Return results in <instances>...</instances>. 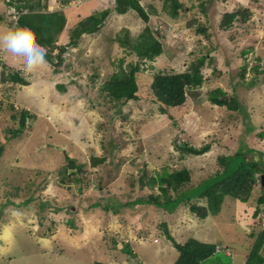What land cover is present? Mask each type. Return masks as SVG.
I'll list each match as a JSON object with an SVG mask.
<instances>
[{"label": "rangeland", "instance_id": "1", "mask_svg": "<svg viewBox=\"0 0 264 264\" xmlns=\"http://www.w3.org/2000/svg\"><path fill=\"white\" fill-rule=\"evenodd\" d=\"M8 1L0 0V47L14 39L36 44L26 35L15 34L17 14ZM66 1L44 2L49 11L66 15L67 25L56 47L69 43L71 31L81 21L105 10L110 16L98 32L84 35L78 47L63 55L59 68L46 63L23 73L31 87L12 83L8 87L0 75V146H4L0 264H176V244L190 239L219 247L203 264H246L264 231L260 182L249 201L227 197L220 214L206 220L195 217L189 206L180 205L170 213L165 207L140 202L160 194L158 187L146 183L163 169L170 174L189 170L191 182L185 189H194L187 194L193 195L224 171L222 158L236 155L243 145L250 150L248 160H264V77L254 69L259 65L264 71V0H179L184 9L178 19L163 10L165 0H140L151 17L148 25L134 11L118 15L112 0H83L72 6V0ZM243 10L250 11L248 22L240 16L230 28L221 26L226 13ZM193 18V26H188ZM201 25L209 29L207 36L197 35ZM147 26L163 44L164 53L140 66L138 99L118 106L102 87L120 67L138 63L131 45ZM125 41L129 44L123 45ZM204 57V87L189 94L185 107L163 113L150 89L154 75L187 72ZM244 67L246 77L236 95L243 99L249 91L254 125L250 132L249 119L239 111L208 100L213 89L232 93V80ZM42 74L44 87L37 83ZM256 78L257 83H252ZM21 111L34 118L14 138ZM186 144L195 149L209 146L210 151L193 156L183 148ZM66 157L84 171L75 175V169H70L62 182ZM104 157V164L92 166L93 158ZM197 204L205 206L206 199ZM107 205L110 209L105 211ZM258 208L260 214L255 216ZM126 246L134 256L125 254Z\"/></svg>", "mask_w": 264, "mask_h": 264}, {"label": "trees", "instance_id": "2", "mask_svg": "<svg viewBox=\"0 0 264 264\" xmlns=\"http://www.w3.org/2000/svg\"><path fill=\"white\" fill-rule=\"evenodd\" d=\"M112 1L114 3V11H116L118 15H126L128 12L134 11L146 25L149 24L151 20L150 14L141 5L140 0ZM44 2L48 3L50 0L18 1L16 4V9L20 14L18 31L21 37L26 35L28 38H32L33 42L45 50L47 63L54 66V68H59L64 63L63 55L70 48L78 47L80 40L84 35L98 32L100 27L110 16V11L105 10L99 15L96 13L86 20L81 21L77 27L71 31L69 43L64 46L56 47L58 38L64 32L67 25L66 15L61 12L49 11ZM65 2L67 3L66 0H63V3ZM9 5H14V0H12ZM205 7L206 4L204 8ZM183 9L184 4L179 0H165L163 10L170 15L172 19H178L180 13L183 12ZM152 13L154 15L157 14L155 8H152ZM240 16L242 17L243 22H248L251 14L249 10L226 13L222 19L221 26L223 28H230L234 21ZM195 21L196 19L193 18L189 21L190 23L188 26H193ZM208 32L209 29L203 25L196 29L197 35L200 36H207ZM127 44H129L128 41L123 43V45ZM56 50H58V55L54 54ZM131 51L139 57L138 63L132 64L128 69L120 67V71L115 73L102 87L103 92L107 94L109 100L118 106L138 99L137 93L139 85L137 82V75L141 71L140 66L144 62H154L156 58L164 53L163 44L155 37L149 26L146 27L143 34L139 37L138 42L131 45ZM206 61L207 57L202 58L184 73L170 74L161 72L154 75L150 89L155 101L161 104V110L163 113H166L168 109L185 107L190 96L189 94L204 87L206 79L202 74V69L204 68ZM3 68L4 72L2 78L5 83L8 82V87L9 83L22 86L29 85L21 76L22 73L18 71L11 72L12 70L7 71L5 67ZM254 69L256 72L260 73V78L264 77V71L261 70L259 65ZM243 70L244 71L237 78L232 80L234 84L232 93H228V91L222 88L213 89L208 91V100L213 105L220 108H228L233 112L239 111L242 116L249 119L250 122L248 121L247 125L250 132L253 130L254 125L251 123L253 113L251 107L253 108V106L247 99L249 91L246 92L245 98L243 99H240L238 95H236L238 86L242 84V79L246 77V67H244ZM257 81L258 78L253 79L252 83H257ZM58 88L63 90L64 87L59 85ZM32 118L34 117L30 115L29 111H21L19 115V128L12 131V137H19L27 128L28 121ZM261 136L263 137L264 135L261 134ZM183 148L193 156H203L210 151L209 146L202 149H195L186 144L183 145ZM249 151L250 150H246L245 145H243L236 155L229 158H222L223 165L225 166L224 171L221 174H217L215 177L210 178V180H207L208 185L203 189L199 188V191L193 195L187 194L194 191V189H185V185L191 182V173L189 170L184 169L181 171H174L170 174L167 169H163L162 173H155L154 178H150L146 183L147 186L151 188L158 187L160 194H152L149 196L147 203L145 201H141L140 203L154 205L159 208L165 207L167 210H172L170 213H173V209L180 207V205L189 206L190 212L202 220L207 219L211 215H219L227 197L246 203L249 201L255 187L259 182L261 183V175L264 173V160L259 162L248 160L247 152ZM3 153L4 146H0V158ZM66 161L68 162V165L61 170V172L64 173L62 182L66 175H69L68 171L70 169H75V175L83 173L84 171L83 166L76 164L74 159L66 157ZM105 162V157L93 158L92 166L97 167ZM259 175L260 178L257 177ZM78 181H80L79 178ZM172 194H174L175 197H173ZM196 199L198 200L196 201ZM200 199H206L205 206L197 204ZM30 201L31 200L25 201V203L29 204ZM262 204H264V195L261 196L260 199V205ZM103 209L106 211L109 210L110 207L107 205L103 207ZM259 214L260 209L258 208L255 216H258ZM70 225L73 226V222ZM162 227L165 230V234L172 239L168 225L163 224ZM263 246L264 231H262L256 238L246 264H264V256L262 255ZM176 248L179 252V258L176 264H203V262L214 257L219 250V247L216 244L204 243L197 239H190L182 245L176 244ZM124 252L130 256L135 255L128 246H126ZM95 264L106 263L97 262Z\"/></svg>", "mask_w": 264, "mask_h": 264}, {"label": "clouds", "instance_id": "3", "mask_svg": "<svg viewBox=\"0 0 264 264\" xmlns=\"http://www.w3.org/2000/svg\"><path fill=\"white\" fill-rule=\"evenodd\" d=\"M73 1H77V0H72L69 3L71 6H72ZM11 2H12V0L8 1V6L10 7V9H13L14 14H17V20H16L17 29L15 31V34L18 37H20V35L18 34L19 33V31H18L19 30L18 29V20H19L20 14H19L18 10L16 9L17 3L15 4V2H14V5L10 6L11 4L9 5V3H11ZM24 12H27V11H24ZM51 12H54V11H51ZM46 63H47V61H46L45 50L41 46L30 43L27 40H23V39L10 40L8 43H6L2 47H0V65H2L3 67H5L3 64L7 65L9 68H11L12 72L18 71L22 74L23 73H32L37 68L43 66ZM13 85H12V87H13ZM261 184H262V179H261ZM195 217H197V216L195 215ZM227 254H229V252H227Z\"/></svg>", "mask_w": 264, "mask_h": 264}, {"label": "crops", "instance_id": "4", "mask_svg": "<svg viewBox=\"0 0 264 264\" xmlns=\"http://www.w3.org/2000/svg\"><path fill=\"white\" fill-rule=\"evenodd\" d=\"M63 38H64V36H63ZM32 75V74H31ZM41 77H43V74H42V76ZM45 79H44V77L39 81L38 80V85H41V86H45V82H43ZM42 81V82H41ZM36 84V83H35ZM32 85H33V83H32ZM26 87H31V85H29V86H23V88H26ZM227 255H230V253L229 254H227Z\"/></svg>", "mask_w": 264, "mask_h": 264}, {"label": "built area", "instance_id": "5", "mask_svg": "<svg viewBox=\"0 0 264 264\" xmlns=\"http://www.w3.org/2000/svg\"><path fill=\"white\" fill-rule=\"evenodd\" d=\"M82 1H83V0L73 1V2H72V5H75V4H78V5H79V4L82 3ZM0 68H2V65H0ZM0 72H1V70H0ZM0 78H1V76H0Z\"/></svg>", "mask_w": 264, "mask_h": 264}, {"label": "bare ground", "instance_id": "6", "mask_svg": "<svg viewBox=\"0 0 264 264\" xmlns=\"http://www.w3.org/2000/svg\"><path fill=\"white\" fill-rule=\"evenodd\" d=\"M2 69H3V71L1 70V72H0V75L2 76V74H3V72H4V68H3V66H2ZM13 84V83H12ZM9 87H11V86H9ZM263 134V133H262ZM257 151V150H256ZM255 151V152H256ZM241 153V152H240ZM242 154V153H241ZM243 155V154H242ZM259 177V176H258ZM261 177H262V175H261ZM262 185V184H261Z\"/></svg>", "mask_w": 264, "mask_h": 264}, {"label": "water", "instance_id": "7", "mask_svg": "<svg viewBox=\"0 0 264 264\" xmlns=\"http://www.w3.org/2000/svg\"><path fill=\"white\" fill-rule=\"evenodd\" d=\"M262 186L264 187V174L262 175Z\"/></svg>", "mask_w": 264, "mask_h": 264}]
</instances>
